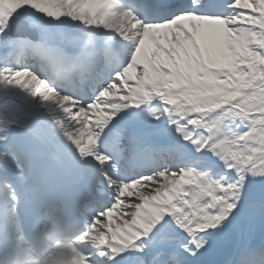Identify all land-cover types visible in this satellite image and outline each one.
Here are the masks:
<instances>
[{"label":"snow or ice","instance_id":"1","mask_svg":"<svg viewBox=\"0 0 264 264\" xmlns=\"http://www.w3.org/2000/svg\"><path fill=\"white\" fill-rule=\"evenodd\" d=\"M62 233L264 264V0H0V264Z\"/></svg>","mask_w":264,"mask_h":264},{"label":"clouds","instance_id":"2","mask_svg":"<svg viewBox=\"0 0 264 264\" xmlns=\"http://www.w3.org/2000/svg\"><path fill=\"white\" fill-rule=\"evenodd\" d=\"M27 248L28 245L24 240H18L8 264H41L38 258L26 251Z\"/></svg>","mask_w":264,"mask_h":264},{"label":"bare ground","instance_id":"3","mask_svg":"<svg viewBox=\"0 0 264 264\" xmlns=\"http://www.w3.org/2000/svg\"><path fill=\"white\" fill-rule=\"evenodd\" d=\"M55 246L56 247L52 249V260H54L53 264H73L74 257L72 252L74 250L73 247H75V242L72 243L73 247H69V244H67L66 247H61L60 245ZM61 253H63V255H61Z\"/></svg>","mask_w":264,"mask_h":264}]
</instances>
